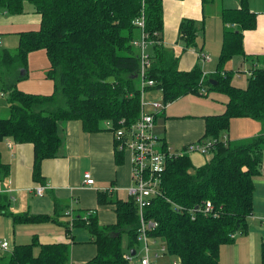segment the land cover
Segmentation results:
<instances>
[{"label": "trees", "instance_id": "trees-1", "mask_svg": "<svg viewBox=\"0 0 264 264\" xmlns=\"http://www.w3.org/2000/svg\"><path fill=\"white\" fill-rule=\"evenodd\" d=\"M162 1L0 0V12L22 15L27 3L40 18L38 31L18 34L13 52L0 51V84L7 92L9 113L0 118V142L11 139L32 144L34 182L42 183V161L58 153L59 122L79 121L84 132L96 133L106 129L105 121L118 128L122 120L125 125L137 120L139 60L132 42L140 32L133 22L143 12L146 32L161 35ZM214 1L201 0V4ZM220 19L223 32L217 71L203 84L208 87L207 94L215 92L228 98L222 114L203 117V140L214 141L209 151L212 158L197 168L188 155L169 160L161 176V195L152 198L143 210L144 221L157 224L148 231V237L162 240L166 252L179 264H219L220 247L233 243L235 234H247L254 180L262 174L264 133L237 144L229 143L224 136L231 120L241 118L258 122L264 132V70L254 71L244 89L232 85L233 73L224 71L227 62L243 54V32L255 28L256 14L249 9L248 0H238V6L221 9ZM194 25L189 19L179 24L178 33L186 48L195 45ZM39 51L48 61L46 78L53 82V92L47 96L26 94L16 88L26 76L19 77V70L25 73L29 56ZM150 55L148 77L155 81L154 89L161 91L163 103L187 95H207L199 94V69L179 71L176 57L161 44L153 45ZM110 78L113 82L107 83ZM222 134L224 139L220 138ZM121 155L116 149V164H120ZM8 171L0 160V180ZM104 195L98 193L99 204L105 201ZM207 202L212 206L209 213L202 211ZM114 205L116 222L112 225L100 227L92 214L74 216L71 227L65 225L68 237L76 226L86 227L92 237L96 255L86 264H129L123 255L135 252L133 245L140 228L136 205L131 198L116 199ZM9 216L13 224L57 223L48 216ZM123 235L127 237L126 253ZM35 248L39 250L37 255ZM68 257L67 244L39 245L33 237L29 244L14 246L8 255L0 256V264H66ZM260 259L264 264V243Z\"/></svg>", "mask_w": 264, "mask_h": 264}, {"label": "crops", "instance_id": "crops-1", "mask_svg": "<svg viewBox=\"0 0 264 264\" xmlns=\"http://www.w3.org/2000/svg\"><path fill=\"white\" fill-rule=\"evenodd\" d=\"M236 6L238 0H215L209 5H202L201 0L162 1L161 45L165 51L176 57L179 71L197 68L205 79L217 71L216 64L223 32L220 12L222 8ZM248 6L256 14V26L253 30L243 32V54L229 61L233 62L234 67L228 66L232 65L228 64L229 62L224 66L225 72L235 74L232 84L235 77L244 76L247 78L246 86L248 73L264 70V0H248ZM27 11L25 10L26 13ZM184 19L194 22L200 40L198 43L195 42L193 47L186 48L184 45L185 50L179 53L182 42L184 44L185 42L178 33V27ZM39 23V15L34 13L31 17L9 16L6 13L0 15V51L13 52L18 44V34L38 31ZM200 54L208 55L210 60L201 62ZM47 70L48 61L45 54L42 51L31 54L26 72L24 73L23 69L19 70V77L26 76L17 82L16 88L26 94L42 96L52 94L53 82L46 78ZM1 88L0 85V97L4 98L7 92L4 93ZM206 89L208 91V87ZM156 92L161 98V91L157 89H149L146 93L152 97ZM209 95L210 92L202 97ZM202 97L184 96L183 99H192H188L182 105L178 114L167 116L163 111L156 117L154 131L172 152L183 153L189 144L203 140L205 125L203 117L220 115L225 111L228 101L225 95L214 98L212 102L203 100ZM176 102L177 100L167 104L168 108L170 105L172 108ZM8 114V104L0 100V118H6ZM160 116L163 119L158 126L156 121ZM57 127L61 145L55 158L42 161L41 184L32 180V144H18L11 139L0 142V160L9 168L7 177L0 180V206H7L4 210L0 209V245L3 241L8 244L6 250L0 247V256L8 255L9 247L13 250L14 246L29 244L33 237H36L39 245L67 244L69 257L66 264H86L96 255L92 237L84 226L72 227L68 237L65 225L71 227L69 223L71 217H84L89 214L96 217L100 227L112 225L116 222L114 201L116 199L126 201L120 194H126L131 185V157L125 161L124 152H121V162L116 164V144L112 132L104 129L103 125L105 131L87 133L83 131L79 121L59 122ZM261 133L264 132L258 122L241 118L231 120L230 129L225 136L229 143L237 144ZM85 173L94 180L93 185L83 184ZM254 184L253 211L247 221L248 232L244 234L246 237L235 234L233 243L220 247V264L225 263L227 253L231 255V264H254L255 254L260 252V246L264 243V155L262 174L255 178ZM37 186L44 187L41 196L34 193ZM100 192L105 194V201L102 204L98 203ZM257 193L260 195L256 196ZM23 213L48 216L57 223L51 220L39 224H13L9 215ZM38 252V248H35L34 255ZM126 252L128 250H125Z\"/></svg>", "mask_w": 264, "mask_h": 264}, {"label": "built area", "instance_id": "built-area-1", "mask_svg": "<svg viewBox=\"0 0 264 264\" xmlns=\"http://www.w3.org/2000/svg\"><path fill=\"white\" fill-rule=\"evenodd\" d=\"M138 28L140 34L137 39L132 42V46L137 51L139 66L136 73L138 81V90L140 95V110L137 120L129 125L124 124V120L118 122L119 127L115 128L111 121H105L104 127L112 132L116 144V149L120 152L127 151L131 157V185L127 189L128 196L133 199L140 221L138 229L137 243H144V254L140 257L139 264H152L149 257L148 248V231L153 230L157 224L152 221L145 222L143 219V210L149 205V201L156 196L161 195V176L165 171L166 164L169 160L189 153L207 154L209 153L214 141L201 140L198 143H192L186 146L183 153H173L171 149L164 145L155 131V117L164 111L167 104L146 101L145 95L149 89H154L155 81L148 77V71L151 66L150 49L153 45L161 44L160 35L156 32L150 35L145 30L144 13L133 22ZM1 44V38H0ZM199 60L206 62L210 60L208 55L200 54ZM252 74L248 73L250 77ZM205 76L202 75L199 80V94L206 95V87L203 86ZM162 100V97H161ZM152 110V112L150 111ZM83 184L91 186L94 180L88 173L83 175ZM44 187L37 186L34 193L41 196ZM111 191V190H110ZM178 209L175 208V211ZM197 210V209H196ZM212 206L207 202L203 207V212L209 213ZM68 214V213H67ZM72 219V217L70 218ZM234 237V236H233ZM7 242L3 241L0 247L7 249ZM166 249L162 247L160 254H165ZM155 254V258L159 255ZM133 256L131 254L123 255V259L130 262ZM172 264H178L174 261Z\"/></svg>", "mask_w": 264, "mask_h": 264}, {"label": "rangeland", "instance_id": "rangeland-1", "mask_svg": "<svg viewBox=\"0 0 264 264\" xmlns=\"http://www.w3.org/2000/svg\"><path fill=\"white\" fill-rule=\"evenodd\" d=\"M32 9V6L31 5H29V4H27L26 3V5H25V10L27 11V13L26 14H23V15H21L22 17H31V15L33 14V12L32 11H30ZM4 12H0V15H2ZM35 15V14H34ZM9 16H11V15H9ZM197 39L195 40V42H197L198 43V41L200 40V36H199V34H197V37H196ZM178 41H181V40H179L178 39ZM3 45H4V43H3ZM184 43L182 42V45H181V50H180V52L179 53H181V51L182 50H185V47H184ZM166 49H169V48H167V47H165ZM189 49H192V48H189ZM175 50V52H177V50L176 49H174ZM178 53V52H177ZM218 59V58H217ZM232 63V65H228V66H231L232 68L234 67V65H233V62H229L228 64H231ZM217 65V64H216ZM235 71V70H234ZM235 73V72H234ZM214 74V73H213ZM235 74H233V76H234ZM247 81V78H245L244 76H242V77H240V78H237V77H235L234 78V83L232 84V85H234V86H237V87H241V88H245L244 86H246L245 85V82ZM1 85V84H0ZM4 91V93L6 92L5 90H3ZM146 93V92H145ZM6 94V96L4 97V98H2V97H0V100H2V101H4V103L5 104H7L6 102H7V93H5ZM188 96V95H187ZM199 97H202V96H199ZM219 97H223V95H221V94H217V93H215V92H210V95L209 96H207V97H202L201 99H203V100H206V101H209V102H212V100L214 99V98H219ZM145 99H146V101H156V102H161L162 103V100H161V98H160V95L158 94V92H156L152 97L151 96H149V93H146V95H145ZM188 99H192V98H181V99H179V101L177 100V102L173 105V107L172 108H170V106H169V108H168V105H167V107L164 109V111H165V114H167V116L168 115H171V114H178L179 113V111H180V108L182 107V105L188 100ZM151 112H152V110H150ZM161 113H159L158 115H157V117L160 115ZM4 117V116H3ZM163 118H162V116H160L158 119H157V125L158 126H160L159 124L161 123V120H162ZM228 133V132H227ZM226 133V134H227ZM225 136V135H224ZM224 136H223V134L220 136V138L221 139H224ZM199 141H196L195 143H198ZM173 153H176V154H178V152H173ZM123 156H124V160L125 161H128L129 159H130V156H129V153L127 152V151H125L124 152V154H123ZM189 158H190V161H191V164H192V166L194 167V168H197V167H200V166H202L204 163H205V161H208V160H210L211 158H212V153H207V154H203V155H201V154H198V153H189ZM127 194V193H126ZM125 193H123V194H120L121 196H123L122 198H126V200L127 199H129L130 198V196H128V195H126ZM125 195V196H124ZM258 195H260V193H257L256 194V196H258ZM262 205V204H261ZM254 207H255V209L257 208V202H255V204H254ZM242 236H244V237H246L245 235H243L242 234ZM1 241V240H0ZM12 242V240L10 241V245L12 244L11 243ZM122 246H123V249H124V252H125V250L127 249V237H126V235H123L122 236ZM162 247H165V244H164V242L162 241V240H160V239H152V238H150L149 240H148V248H149V257H150V261H151V263L152 264H172L174 261H176L178 264H179V261L175 258V257H173V256H171V255H169L167 252L165 253V254H160L159 255V257L158 258H155L154 256H155V254H158V253H160V250H161V248ZM133 248H134V250H135V252H136V255L135 256H133L132 257V259H131V261L129 262V264H139V261H140V257H142L143 256V254L145 253L144 252V243L143 242H140V243H134V245H133ZM12 250H11V248L9 247V252H11ZM127 251V250H126ZM227 257H226V261H225V263H222V264H231V255H230V253H227V255H226ZM254 264H261V259H260V252L258 251V253H256L255 254V258H254ZM219 264H220V262H219Z\"/></svg>", "mask_w": 264, "mask_h": 264}, {"label": "water", "instance_id": "water-1", "mask_svg": "<svg viewBox=\"0 0 264 264\" xmlns=\"http://www.w3.org/2000/svg\"><path fill=\"white\" fill-rule=\"evenodd\" d=\"M107 83L109 82H113V78H110L109 80L106 81ZM131 256H134L135 252L134 251H131Z\"/></svg>", "mask_w": 264, "mask_h": 264}]
</instances>
